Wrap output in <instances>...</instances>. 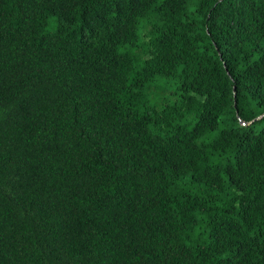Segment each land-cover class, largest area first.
<instances>
[{"label":"trees","instance_id":"trees-1","mask_svg":"<svg viewBox=\"0 0 264 264\" xmlns=\"http://www.w3.org/2000/svg\"><path fill=\"white\" fill-rule=\"evenodd\" d=\"M0 264H264V0H0Z\"/></svg>","mask_w":264,"mask_h":264}]
</instances>
